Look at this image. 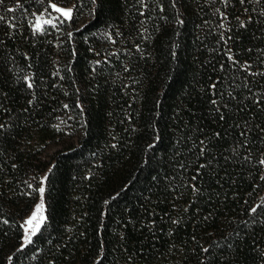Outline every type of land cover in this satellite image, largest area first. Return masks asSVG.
<instances>
[{"label": "trees", "instance_id": "trees-1", "mask_svg": "<svg viewBox=\"0 0 264 264\" xmlns=\"http://www.w3.org/2000/svg\"><path fill=\"white\" fill-rule=\"evenodd\" d=\"M0 17V264H264V0Z\"/></svg>", "mask_w": 264, "mask_h": 264}, {"label": "snow or ice", "instance_id": "snow-or-ice-1", "mask_svg": "<svg viewBox=\"0 0 264 264\" xmlns=\"http://www.w3.org/2000/svg\"><path fill=\"white\" fill-rule=\"evenodd\" d=\"M49 7L52 9L53 12L60 13L63 16L64 19H71L72 18V9L59 8V7H57V5L52 4V3H49ZM45 11H47V9ZM48 15L51 16V13L49 12ZM0 19H2V17H0ZM41 19H42L41 16H37L36 17V21L37 22H36V24L34 25V28H33L34 32L35 31H43L44 30L41 27V24H40V20ZM54 19L55 20H60V16L52 17L51 19H45L44 23L45 24H51L53 27H55L56 25L53 23ZM60 22L63 23V20H60ZM29 87H31V85H29ZM261 163L264 164V161H261ZM44 179L46 180L47 177H45ZM42 183H43V181H42ZM44 191H45L44 187H40L38 189V192L41 195V203L39 205H37L36 212L33 213L32 217L29 218V220L26 221V223L29 224V225H31L33 219L36 218V213L40 212L42 207H43V194H44ZM257 207H259V206H257ZM251 211L255 212L256 208H253ZM44 219L45 218L43 216L40 217V222L36 224V228H35V230H33L32 235H36V232L40 228V223H43ZM28 243H31V237L28 235V230L25 229V244H28Z\"/></svg>", "mask_w": 264, "mask_h": 264}, {"label": "rangeland", "instance_id": "rangeland-1", "mask_svg": "<svg viewBox=\"0 0 264 264\" xmlns=\"http://www.w3.org/2000/svg\"><path fill=\"white\" fill-rule=\"evenodd\" d=\"M57 7H59V8H63V9H72V14H73V7H64V6H61V5H57ZM56 16H60L61 18H63V16H62L60 13L53 12V11H52V13H51V16H49V15H47V14H46V15H42V16H41L42 19L40 20L41 27L43 28L44 26L49 25V24H45V23H44V20H45V19H51L52 17H56ZM63 19H64V18H63ZM54 20H55V19H54ZM54 20H53V21H54ZM68 20H69V19H68ZM55 151H56V148L51 147V148L48 150V152H47V153H48V156H49V155H52ZM40 203H41V196H40L38 202L36 203V205L33 207L32 211L26 216V218H25L24 221H23L24 237H23V241H22L23 243H22V244H23L24 246L29 244V243H28V244H25V229L28 230V235L31 237V241H32V238H33V236H34V235H32V232H33V230H35V228H36V224L40 222V217L43 216L45 219L43 220V223H40V228H39V230L41 229V227L43 226V224H44L45 221H46V202H45V196H44V194H43V207H42L41 211L36 213V218L33 219L31 225H29V224L26 223V221L29 220V218L32 217L33 213L36 212L37 205H39ZM39 230H38V231H39ZM38 231H37L36 233H38Z\"/></svg>", "mask_w": 264, "mask_h": 264}]
</instances>
